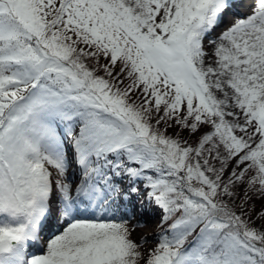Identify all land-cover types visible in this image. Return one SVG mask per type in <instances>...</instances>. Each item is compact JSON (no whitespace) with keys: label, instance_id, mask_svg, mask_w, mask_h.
<instances>
[{"label":"snow or ice","instance_id":"6c2138e0","mask_svg":"<svg viewBox=\"0 0 264 264\" xmlns=\"http://www.w3.org/2000/svg\"><path fill=\"white\" fill-rule=\"evenodd\" d=\"M236 6L0 0V264H264V0L214 38Z\"/></svg>","mask_w":264,"mask_h":264},{"label":"rangeland","instance_id":"374dc122","mask_svg":"<svg viewBox=\"0 0 264 264\" xmlns=\"http://www.w3.org/2000/svg\"><path fill=\"white\" fill-rule=\"evenodd\" d=\"M207 44V43H206ZM145 197V195H144ZM161 215L162 213L160 212L159 214H155V219H161ZM130 229H134L133 231V239L135 236L137 235H140V237L135 240H141V239H144L146 238L147 242L143 244V248L146 249V250H151L152 248H154L156 246V237L154 236L153 233H151L150 231L146 230L147 231V234H141L139 231H137V229H135L134 227L132 226H129ZM152 232H154V230H152Z\"/></svg>","mask_w":264,"mask_h":264},{"label":"bare ground","instance_id":"6f19581e","mask_svg":"<svg viewBox=\"0 0 264 264\" xmlns=\"http://www.w3.org/2000/svg\"><path fill=\"white\" fill-rule=\"evenodd\" d=\"M246 9H247V8H246ZM232 10H233V8H232L230 11H232ZM245 15H247V11H245ZM225 17H227V15H226ZM232 19H233V18H232ZM230 25H231V24H229V26H230ZM216 31H217V30H216ZM216 31H215V32H216ZM215 37H218V36L216 35V36H214V38H215ZM151 226L154 227L155 224L152 223ZM146 230H148V231H150V232L152 233L153 228H150V227L137 228V231H139L141 234H145V233L147 234V231H146ZM139 237H140V235H137V236L134 237V239H136V238L138 239Z\"/></svg>","mask_w":264,"mask_h":264}]
</instances>
